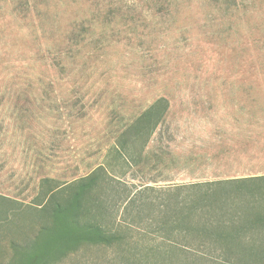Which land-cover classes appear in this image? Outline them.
<instances>
[{
  "label": "rangeland",
  "instance_id": "obj_1",
  "mask_svg": "<svg viewBox=\"0 0 264 264\" xmlns=\"http://www.w3.org/2000/svg\"><path fill=\"white\" fill-rule=\"evenodd\" d=\"M257 176L264 0H0V264H264V182L189 190Z\"/></svg>",
  "mask_w": 264,
  "mask_h": 264
},
{
  "label": "trees",
  "instance_id": "obj_2",
  "mask_svg": "<svg viewBox=\"0 0 264 264\" xmlns=\"http://www.w3.org/2000/svg\"><path fill=\"white\" fill-rule=\"evenodd\" d=\"M161 101L164 102L163 100L159 99V100H157L156 103H159V102L162 103ZM152 107L149 108L146 112L142 113L139 117L145 116L149 112H151ZM154 107H155V105H154ZM161 117H162V115L160 116V118ZM135 123H136V121H135ZM156 127H157V123L153 126L152 131H154ZM254 182L263 183L264 182V176H257V177H252V178H244V179H236V180H227V181H221V182L193 184V185L189 186V190L195 191L196 189L197 190L200 189L204 192L203 195L206 198H210L216 192H218L221 188H223L222 186L231 185V184L254 183ZM94 184H95V177L93 174L84 178L79 185V189H78L77 196L75 198L74 203L76 204L80 200H82L85 193H87L93 187ZM56 190H53L52 192H50L48 194V196L53 195L56 192ZM248 190L250 192H252L253 188L250 187ZM45 204H46V202H45ZM43 210H44V208H43ZM57 214H58V212H57ZM263 218H264V216H263ZM42 231H43V234L46 232L45 230H42ZM63 237H64L63 233L60 232V234L58 235L59 242L63 241ZM85 240L110 244V243L114 242L116 239L113 236H111V237L106 236L104 234V231L98 226L94 227L92 232H88V233L78 232L76 234H73L71 232V234H70L69 241H71V242H79V241H85ZM48 245H50V242H48ZM26 249L27 248H25V250ZM38 256L39 255L32 258V262H36L38 259Z\"/></svg>",
  "mask_w": 264,
  "mask_h": 264
}]
</instances>
